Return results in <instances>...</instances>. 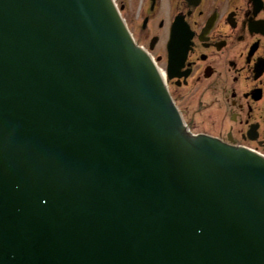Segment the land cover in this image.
I'll list each match as a JSON object with an SVG mask.
<instances>
[{"label":"water","instance_id":"obj_1","mask_svg":"<svg viewBox=\"0 0 264 264\" xmlns=\"http://www.w3.org/2000/svg\"><path fill=\"white\" fill-rule=\"evenodd\" d=\"M0 264H264V158L186 129L113 0H0Z\"/></svg>","mask_w":264,"mask_h":264},{"label":"flooded vegetation","instance_id":"obj_2","mask_svg":"<svg viewBox=\"0 0 264 264\" xmlns=\"http://www.w3.org/2000/svg\"><path fill=\"white\" fill-rule=\"evenodd\" d=\"M183 123L264 158V0H113Z\"/></svg>","mask_w":264,"mask_h":264}]
</instances>
